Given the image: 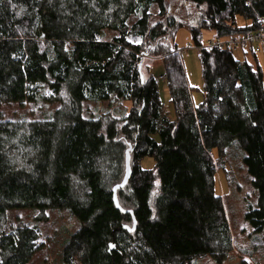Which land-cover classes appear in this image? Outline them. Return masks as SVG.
I'll list each match as a JSON object with an SVG mask.
<instances>
[{
  "label": "trees",
  "instance_id": "obj_1",
  "mask_svg": "<svg viewBox=\"0 0 264 264\" xmlns=\"http://www.w3.org/2000/svg\"><path fill=\"white\" fill-rule=\"evenodd\" d=\"M187 1L196 4L191 25L176 20L167 0H0V111L29 109L0 113V220L9 209L67 210L78 227L62 247L64 264H220L234 247L217 181L218 171L229 179L228 151L256 197L242 218L264 232L263 70L233 55L264 49L202 42L205 30L230 38L259 28L264 0ZM185 26L202 68L196 106L176 42L167 41ZM145 56L163 60L173 114L144 71ZM106 100L130 108L84 116L85 101ZM128 149L131 175L117 197L133 214L112 197ZM132 215L129 232L122 226H132ZM40 236L26 225L0 231V264H29Z\"/></svg>",
  "mask_w": 264,
  "mask_h": 264
},
{
  "label": "rangeland",
  "instance_id": "obj_2",
  "mask_svg": "<svg viewBox=\"0 0 264 264\" xmlns=\"http://www.w3.org/2000/svg\"><path fill=\"white\" fill-rule=\"evenodd\" d=\"M170 4V13L177 21H182L186 24H192L196 18V4L187 0H167ZM204 8V6H201ZM194 14V15H193ZM138 15L132 16L134 21ZM239 25L248 23L241 15L237 16ZM187 27H181L177 30L176 36L171 38L169 35L167 41L173 48L181 49L180 57L185 70L186 78L191 87V100L194 106L198 105L203 99V79L202 68L198 57V48L194 47L193 42L189 38ZM108 36H110L107 33ZM219 38L225 40L229 37H216L213 31H203L204 44L208 40ZM233 55L238 60H247L249 63L259 64L263 70L264 76V50L254 53L248 49L246 53L242 48H238L233 52ZM144 64L148 65L144 69L148 75L151 73L158 80L159 95L165 109L173 114V105L169 101V92L166 84L159 79L160 75H164V64L161 57L145 56ZM148 69V70H147ZM117 109H114L113 102L106 100L103 102H88L83 104L84 116L96 118L99 109L102 111L111 112L114 116L118 111H128L130 103L122 101L114 104ZM59 106V103H53L49 109L53 110ZM29 109L24 110L18 104H8L3 106L0 113L7 118H17L28 114ZM87 110V111H86ZM225 163H228V177L221 171L217 172L218 191L222 196L225 213L231 229V235L234 239L233 252L220 264H264V232H255L242 218V210L246 209L250 203H254L255 196L252 193V185L246 177L243 165L239 155H232L228 151V157H225ZM144 167L150 166V160L143 162ZM230 180V181H229ZM233 181L234 184H239L241 188L238 193L230 192L228 183ZM225 194V195H223ZM37 227L41 232L42 247L34 254L29 264H64L61 258L62 247L69 237L70 233L78 227L76 219L65 209L39 210L37 208H21L9 209L5 212L0 220V231H6L15 226ZM194 262V261H193ZM194 264H207L203 258ZM211 264H215L211 260Z\"/></svg>",
  "mask_w": 264,
  "mask_h": 264
},
{
  "label": "built area",
  "instance_id": "obj_3",
  "mask_svg": "<svg viewBox=\"0 0 264 264\" xmlns=\"http://www.w3.org/2000/svg\"><path fill=\"white\" fill-rule=\"evenodd\" d=\"M260 26L256 30H253L247 34L241 36H232L225 40L220 39H210L208 40L207 44H204V47H213V46H220L224 48H231L235 49L238 46H254L256 51H260L264 49V21L259 19ZM178 53H181V49H177ZM160 80L163 82L165 81V76L160 75Z\"/></svg>",
  "mask_w": 264,
  "mask_h": 264
},
{
  "label": "water",
  "instance_id": "obj_4",
  "mask_svg": "<svg viewBox=\"0 0 264 264\" xmlns=\"http://www.w3.org/2000/svg\"><path fill=\"white\" fill-rule=\"evenodd\" d=\"M140 67H141V63L139 64V70H140ZM141 78H143V77L141 76ZM125 155H126V158H125V172H124L122 180L112 187V197H113V203H114L115 207L118 210H121V211H123L125 213L133 214L132 210H128V209H123L122 208V206L119 204L118 197H117V190L119 188H122V187H124L126 185L128 179H129V177L131 175L129 149L126 150ZM132 218H133L132 219L133 220L132 226H130L128 224H124L122 226L124 230L132 232V231H134L136 229L137 222H136V219H135L134 215H132ZM115 247H116L115 243L114 242H110L108 251L110 252L111 250H114Z\"/></svg>",
  "mask_w": 264,
  "mask_h": 264
}]
</instances>
